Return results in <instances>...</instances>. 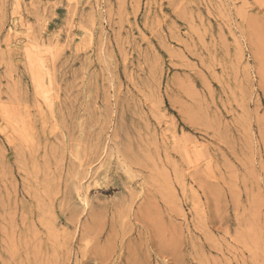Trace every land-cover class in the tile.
<instances>
[{
    "label": "rangeland",
    "instance_id": "1",
    "mask_svg": "<svg viewBox=\"0 0 264 264\" xmlns=\"http://www.w3.org/2000/svg\"><path fill=\"white\" fill-rule=\"evenodd\" d=\"M0 264H264V0H0Z\"/></svg>",
    "mask_w": 264,
    "mask_h": 264
}]
</instances>
